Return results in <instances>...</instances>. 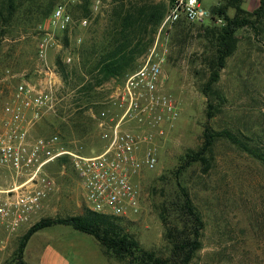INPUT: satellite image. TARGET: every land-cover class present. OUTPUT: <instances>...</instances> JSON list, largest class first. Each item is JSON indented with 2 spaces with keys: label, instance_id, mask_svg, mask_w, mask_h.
I'll use <instances>...</instances> for the list:
<instances>
[{
  "label": "rangeland",
  "instance_id": "rangeland-1",
  "mask_svg": "<svg viewBox=\"0 0 264 264\" xmlns=\"http://www.w3.org/2000/svg\"><path fill=\"white\" fill-rule=\"evenodd\" d=\"M58 1L23 0L16 16L3 29L0 117L18 81L36 82L42 76L38 69L43 62L37 56V48L47 31L52 35L46 56L50 67L57 57L71 56L73 59L77 45L89 36L87 27H75L68 32V43L64 44V32H51L47 25L49 14L45 12L49 3ZM100 1V9L90 18L93 27L103 23L111 8L109 0ZM145 1L164 2L168 8V0ZM242 1V7L249 11L259 5V0ZM217 2L202 0L206 7ZM68 9L72 11L73 5H68ZM228 14L232 15L233 10L229 9ZM198 27L199 24H192L183 45L171 41L170 30L163 64L164 90L176 100L178 117L159 141L156 167L144 170L139 180L140 212L125 218L122 226L140 246L167 256L170 244L164 235L166 228L160 212L164 201L179 196L180 184L188 191L204 221L202 246L189 264H264V165L220 137L214 141L208 167L193 163L176 172L180 157L200 146L206 123L217 131L229 129L250 146L264 151V18L258 28L236 30L234 50L214 84L222 100L219 111L211 118L206 116L207 98L201 86L209 75L207 64L212 45L211 39L205 40L203 36L204 28L200 31ZM151 46L136 58L137 64ZM115 84L109 81L99 88L103 98ZM54 115L45 114L33 127V136L58 134L66 142L53 120ZM86 138L80 139L84 152L97 153L101 142L96 132ZM61 164L56 162L49 167L58 189L45 200L41 211L14 232L0 226V264L11 260L20 236L37 220L79 215L88 209L80 197L75 173L69 164L64 169ZM24 261L26 264H124L114 257L104 256L93 236L67 224H53L36 231L27 242Z\"/></svg>",
  "mask_w": 264,
  "mask_h": 264
},
{
  "label": "built area",
  "instance_id": "built-area-1",
  "mask_svg": "<svg viewBox=\"0 0 264 264\" xmlns=\"http://www.w3.org/2000/svg\"><path fill=\"white\" fill-rule=\"evenodd\" d=\"M83 0H59L47 19L51 32H70L87 27L88 17L74 18L68 5ZM100 0H92L97 13ZM215 4H218L215 3ZM224 24L202 0H168L167 11L153 44L139 66L122 82L110 87L94 111L97 153L84 152L80 140L64 142L58 134L33 136L35 124L45 114L54 113L60 101L61 79L46 62L50 31L41 38L37 56L43 62L36 82L20 80L2 107L0 117V226L16 231L44 207L45 200L58 189L49 167L59 159L75 173L80 197L96 213L130 218L140 212L139 180L144 170L158 163L159 141L178 117L176 100L164 90L170 29L178 21ZM64 62L70 63L71 56Z\"/></svg>",
  "mask_w": 264,
  "mask_h": 264
},
{
  "label": "trees",
  "instance_id": "trees-1",
  "mask_svg": "<svg viewBox=\"0 0 264 264\" xmlns=\"http://www.w3.org/2000/svg\"><path fill=\"white\" fill-rule=\"evenodd\" d=\"M23 0H0V45L6 25L16 16ZM111 8L106 12L99 27L87 26L89 36L77 45L76 56L70 63L62 57L55 60V70L61 79L60 101L54 112V122L60 127L64 140H80L95 135V120L89 108L96 111L103 96L99 88L109 81L122 82L124 77L139 64L136 58L153 44L154 35L167 11L164 2L145 0H109ZM242 0H218L210 7L214 14L221 15L224 24H199L204 28L205 40H210L212 55L208 61L209 75L202 84L201 91L207 98L206 116L211 118L219 111L221 94L214 84L218 81L227 57L234 50V35L242 27L258 28L263 23L264 0L249 11L242 7ZM92 0H83L73 5L74 18L93 17ZM55 4L49 3L46 15ZM233 14L229 15L228 10ZM98 15V14H97ZM96 15V16H97ZM192 24L178 21L170 29L172 42L183 45L191 31ZM64 44L68 43V32L63 33ZM75 50V51H76ZM218 99V101L216 100ZM220 100V101H219ZM53 122V121H52ZM220 137L228 139L241 150L247 152L264 165V151L250 146L229 129L217 131L207 123L203 127L202 142L197 149L188 150L180 157L177 173L193 163L209 166L212 146ZM86 138V139H87ZM59 159L57 163L60 165ZM180 194L168 198L162 204L160 218L165 230V238L170 244L169 254L160 256L140 244L122 226L124 217L105 215L87 209L79 215L66 217H45L37 220L20 236L11 260L6 264H25L24 252L30 237L39 229L53 224H67L93 236L102 247L104 256L114 257L124 264H189L201 248L204 221L193 204L188 191L179 184Z\"/></svg>",
  "mask_w": 264,
  "mask_h": 264
},
{
  "label": "crops",
  "instance_id": "crops-1",
  "mask_svg": "<svg viewBox=\"0 0 264 264\" xmlns=\"http://www.w3.org/2000/svg\"><path fill=\"white\" fill-rule=\"evenodd\" d=\"M26 264V263H25Z\"/></svg>",
  "mask_w": 264,
  "mask_h": 264
}]
</instances>
